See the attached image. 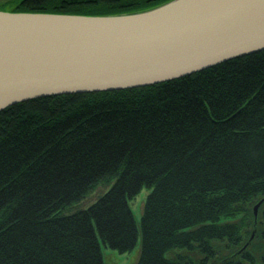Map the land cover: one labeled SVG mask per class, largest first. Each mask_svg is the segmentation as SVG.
I'll return each instance as SVG.
<instances>
[{"label":"trees","instance_id":"1","mask_svg":"<svg viewBox=\"0 0 264 264\" xmlns=\"http://www.w3.org/2000/svg\"><path fill=\"white\" fill-rule=\"evenodd\" d=\"M166 1L0 9L115 14ZM109 183L87 208L62 213ZM143 187L137 221L130 200ZM138 236L134 264H254L255 252L264 262V48L144 86L0 110V264H105L102 244L127 252Z\"/></svg>","mask_w":264,"mask_h":264},{"label":"water","instance_id":"2","mask_svg":"<svg viewBox=\"0 0 264 264\" xmlns=\"http://www.w3.org/2000/svg\"><path fill=\"white\" fill-rule=\"evenodd\" d=\"M263 48L264 0H168L115 14L0 9V110L144 86Z\"/></svg>","mask_w":264,"mask_h":264},{"label":"rangeland","instance_id":"3","mask_svg":"<svg viewBox=\"0 0 264 264\" xmlns=\"http://www.w3.org/2000/svg\"><path fill=\"white\" fill-rule=\"evenodd\" d=\"M3 1V0H0ZM10 6V2L7 3V7ZM111 183L109 184H98L96 188L92 191L87 193L83 198H81L78 201L73 202L69 206L65 207L62 210L63 214H69L72 212H75L77 210L85 209L87 208L90 204H92L103 192H105ZM149 189L146 187H143L141 191L130 200V206L132 208V211L134 213V216L137 221H139V217L141 215L142 211V205H143V200L148 193ZM139 245H140V237L138 236V241L136 245L132 248V250L127 251V252H119L115 249H111L107 246L101 245V251H102V257L103 261L105 264H134L135 261L138 258L139 254ZM264 252V247L262 249ZM257 258L256 262L254 264H264V262L261 260L259 257L258 253L255 252Z\"/></svg>","mask_w":264,"mask_h":264}]
</instances>
